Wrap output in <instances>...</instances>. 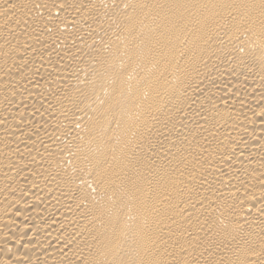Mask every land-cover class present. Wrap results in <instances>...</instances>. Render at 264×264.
I'll return each mask as SVG.
<instances>
[{
  "label": "bare ground",
  "instance_id": "bare-ground-1",
  "mask_svg": "<svg viewBox=\"0 0 264 264\" xmlns=\"http://www.w3.org/2000/svg\"><path fill=\"white\" fill-rule=\"evenodd\" d=\"M0 264H264V0H0Z\"/></svg>",
  "mask_w": 264,
  "mask_h": 264
}]
</instances>
